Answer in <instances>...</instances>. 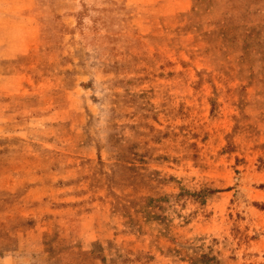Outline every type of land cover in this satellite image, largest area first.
Returning a JSON list of instances; mask_svg holds the SVG:
<instances>
[{"label": "rangeland", "instance_id": "obj_1", "mask_svg": "<svg viewBox=\"0 0 264 264\" xmlns=\"http://www.w3.org/2000/svg\"><path fill=\"white\" fill-rule=\"evenodd\" d=\"M0 264H264V0H0Z\"/></svg>", "mask_w": 264, "mask_h": 264}]
</instances>
